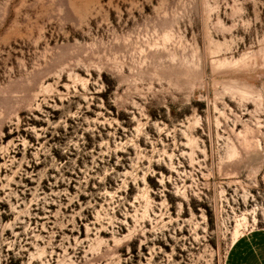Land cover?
Segmentation results:
<instances>
[{
  "label": "rangeland",
  "instance_id": "374dc122",
  "mask_svg": "<svg viewBox=\"0 0 264 264\" xmlns=\"http://www.w3.org/2000/svg\"><path fill=\"white\" fill-rule=\"evenodd\" d=\"M239 222L264 0H0V264H224Z\"/></svg>",
  "mask_w": 264,
  "mask_h": 264
},
{
  "label": "crops",
  "instance_id": "0c3cea01",
  "mask_svg": "<svg viewBox=\"0 0 264 264\" xmlns=\"http://www.w3.org/2000/svg\"><path fill=\"white\" fill-rule=\"evenodd\" d=\"M224 264H264V226L249 229L232 242Z\"/></svg>",
  "mask_w": 264,
  "mask_h": 264
},
{
  "label": "bare ground",
  "instance_id": "6f19581e",
  "mask_svg": "<svg viewBox=\"0 0 264 264\" xmlns=\"http://www.w3.org/2000/svg\"><path fill=\"white\" fill-rule=\"evenodd\" d=\"M242 219L245 221L246 220V217L243 216ZM242 222H239L238 225H237V227H236V229L234 230V234H233L234 235V239H233V241H235L243 233V231L240 230V226L242 225Z\"/></svg>",
  "mask_w": 264,
  "mask_h": 264
}]
</instances>
